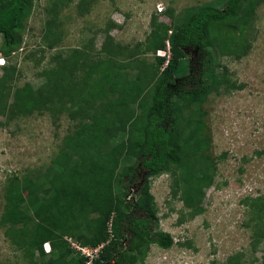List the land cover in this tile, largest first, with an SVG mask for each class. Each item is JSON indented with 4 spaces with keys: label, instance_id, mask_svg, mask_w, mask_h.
<instances>
[{
    "label": "trees",
    "instance_id": "1",
    "mask_svg": "<svg viewBox=\"0 0 264 264\" xmlns=\"http://www.w3.org/2000/svg\"><path fill=\"white\" fill-rule=\"evenodd\" d=\"M47 1L51 6L45 11L51 17L44 42L52 49L59 37L52 28L65 0ZM259 1L226 0L219 9L213 4L188 9L170 28L152 19L149 50L156 53L168 43L170 56L154 55L155 66L143 65L132 78L117 59L123 48L110 45L107 34L97 57L90 56L87 47L70 50L45 73L39 87L16 88L8 103L17 75L10 58L23 43L33 0H0V55L7 62L0 66V116L45 110L52 116L66 113L75 123L44 173L12 174L5 180L0 228L14 252L28 264H86L88 258L72 248L71 239L87 248L103 245L90 264H142L148 245L172 246L168 233L152 229L157 208L149 180L169 173L172 198L178 197L191 217L203 213V190L212 185L216 164L208 153L205 113L198 99L221 86L226 92L241 87L226 69L219 71L214 55L238 59L248 51L244 30L251 22L244 21ZM89 6L80 0L77 13ZM163 66L172 78L160 76ZM184 69L187 73L181 74ZM146 89L151 94L147 98ZM242 204L247 208L243 227L251 236L249 253L260 251L264 263V196ZM245 258L238 252L226 264H244Z\"/></svg>",
    "mask_w": 264,
    "mask_h": 264
},
{
    "label": "rangeland",
    "instance_id": "2",
    "mask_svg": "<svg viewBox=\"0 0 264 264\" xmlns=\"http://www.w3.org/2000/svg\"><path fill=\"white\" fill-rule=\"evenodd\" d=\"M79 1L65 0L58 9L57 25L52 31L59 37L49 49L44 36L51 16L45 8L51 6V1L33 0L21 35L23 43L10 58L9 64L16 66L17 75L9 88L8 103L12 102L16 88L25 84L39 87L45 73L68 57L70 50L87 47V53L97 57L107 34L110 45L123 48L117 59L132 78L143 65L155 66L156 53L149 50L146 40L152 19L170 28L179 24L186 10L207 4L219 9L226 0H86L90 2L89 9L77 13ZM259 2L254 14L244 21L251 22L244 30L250 43L248 51L238 59L221 57L218 52L214 55L219 71L226 69L232 82L241 89L226 92L221 86L218 92L198 99L199 108L205 113L203 133L209 138L208 153L216 164L213 183L203 190V213L191 217L179 198H172L169 173L151 178L149 191L157 208L152 229L168 233L173 244L169 249L148 245L142 264H226L238 252L246 257L244 264H264L260 251L249 253L251 236L243 227L247 208L242 204L247 198L264 196V0ZM239 30L235 31L236 36ZM2 59L5 58L0 55V66ZM187 63L188 57L183 60V64ZM163 68L158 73L167 77ZM147 89L143 92L146 98L151 95ZM174 101L182 102L177 98ZM183 114L187 116L188 111ZM74 129L75 123L66 113L56 112L52 116L44 110L30 116L9 113L0 116V218L6 178L12 174L22 177L44 173L65 136ZM122 135L120 132L119 136ZM205 180L203 176L201 182ZM130 194L135 195L132 191ZM180 215L182 221L178 223ZM0 264H28L20 253L12 250L2 228Z\"/></svg>",
    "mask_w": 264,
    "mask_h": 264
},
{
    "label": "built area",
    "instance_id": "3",
    "mask_svg": "<svg viewBox=\"0 0 264 264\" xmlns=\"http://www.w3.org/2000/svg\"><path fill=\"white\" fill-rule=\"evenodd\" d=\"M158 11H161V9H158ZM158 55L166 56L167 54L165 52H158ZM2 61L4 63L3 59H2ZM69 242H70V244H71V246H72V248L74 250H76L80 255L85 256V257L88 258L86 264H90L92 259H94V258H96L98 256V252H99L100 248L103 246V245H100V246H98L96 248H87V247H82L77 242H74L71 239H69ZM43 247H44V251L45 252H47V253L50 252V247H49L48 244H44Z\"/></svg>",
    "mask_w": 264,
    "mask_h": 264
},
{
    "label": "clouds",
    "instance_id": "4",
    "mask_svg": "<svg viewBox=\"0 0 264 264\" xmlns=\"http://www.w3.org/2000/svg\"><path fill=\"white\" fill-rule=\"evenodd\" d=\"M170 46H169V44L167 43L166 44V48L164 49V50H160V51H157L156 52V56H159V57H165L166 59H168L169 58V56H170ZM169 53H168V52ZM158 52H165L167 55L166 56H161V55H158ZM4 60V59H3ZM2 66L4 65V63L3 64H1ZM46 244H48V243H46ZM49 245V244H48ZM50 247V246H49ZM44 248V247H43Z\"/></svg>",
    "mask_w": 264,
    "mask_h": 264
},
{
    "label": "flooded vegetation",
    "instance_id": "5",
    "mask_svg": "<svg viewBox=\"0 0 264 264\" xmlns=\"http://www.w3.org/2000/svg\"><path fill=\"white\" fill-rule=\"evenodd\" d=\"M142 184H143V180L141 181V182H137V184H136V186H135V188L132 190V192L134 193V194H136L137 193V191L140 189V187L142 186Z\"/></svg>",
    "mask_w": 264,
    "mask_h": 264
}]
</instances>
